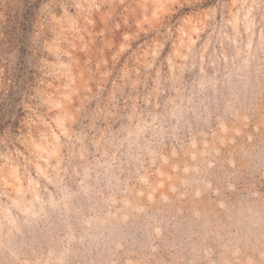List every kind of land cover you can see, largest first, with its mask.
Returning <instances> with one entry per match:
<instances>
[{
  "label": "rangeland",
  "instance_id": "374dc122",
  "mask_svg": "<svg viewBox=\"0 0 264 264\" xmlns=\"http://www.w3.org/2000/svg\"><path fill=\"white\" fill-rule=\"evenodd\" d=\"M0 264H264V0H0Z\"/></svg>",
  "mask_w": 264,
  "mask_h": 264
}]
</instances>
